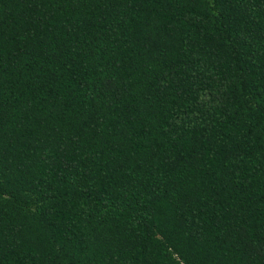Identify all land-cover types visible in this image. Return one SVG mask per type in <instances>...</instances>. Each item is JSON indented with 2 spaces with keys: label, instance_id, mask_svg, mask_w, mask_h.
<instances>
[{
  "label": "trees",
  "instance_id": "trees-1",
  "mask_svg": "<svg viewBox=\"0 0 264 264\" xmlns=\"http://www.w3.org/2000/svg\"><path fill=\"white\" fill-rule=\"evenodd\" d=\"M0 264H264V0H0Z\"/></svg>",
  "mask_w": 264,
  "mask_h": 264
}]
</instances>
